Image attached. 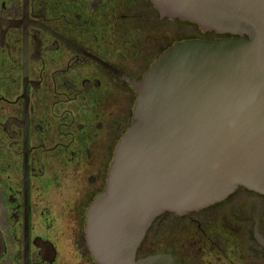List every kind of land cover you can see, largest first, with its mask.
Masks as SVG:
<instances>
[{
  "label": "flooded vegetation",
  "instance_id": "obj_1",
  "mask_svg": "<svg viewBox=\"0 0 264 264\" xmlns=\"http://www.w3.org/2000/svg\"><path fill=\"white\" fill-rule=\"evenodd\" d=\"M150 0H0V264H98L87 210L106 186L141 79L179 24ZM198 27V26H197ZM196 27V28H197ZM208 34H213L214 37ZM264 264V193L164 211L137 257Z\"/></svg>",
  "mask_w": 264,
  "mask_h": 264
},
{
  "label": "water",
  "instance_id": "obj_2",
  "mask_svg": "<svg viewBox=\"0 0 264 264\" xmlns=\"http://www.w3.org/2000/svg\"><path fill=\"white\" fill-rule=\"evenodd\" d=\"M162 16L230 36L165 49L141 79L105 188L87 210L98 264H177L137 257L153 220L222 200L238 186L264 193V0H150Z\"/></svg>",
  "mask_w": 264,
  "mask_h": 264
},
{
  "label": "rangeland",
  "instance_id": "obj_3",
  "mask_svg": "<svg viewBox=\"0 0 264 264\" xmlns=\"http://www.w3.org/2000/svg\"><path fill=\"white\" fill-rule=\"evenodd\" d=\"M179 27H180V30L178 31V34H177V36H179V38L193 37L195 35L196 36H202V37L205 36L204 34L201 33V30L197 26L185 25L184 23H180ZM208 35H211L212 37H214L213 34H208Z\"/></svg>",
  "mask_w": 264,
  "mask_h": 264
}]
</instances>
